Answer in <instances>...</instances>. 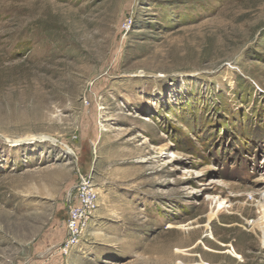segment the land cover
<instances>
[{"label": "rangeland", "instance_id": "374dc122", "mask_svg": "<svg viewBox=\"0 0 264 264\" xmlns=\"http://www.w3.org/2000/svg\"><path fill=\"white\" fill-rule=\"evenodd\" d=\"M0 264H264V0H0Z\"/></svg>", "mask_w": 264, "mask_h": 264}, {"label": "built area", "instance_id": "2783aa9c", "mask_svg": "<svg viewBox=\"0 0 264 264\" xmlns=\"http://www.w3.org/2000/svg\"><path fill=\"white\" fill-rule=\"evenodd\" d=\"M100 190L91 174L78 172L76 184L69 191L66 239L59 245L62 255H69L83 240L100 207Z\"/></svg>", "mask_w": 264, "mask_h": 264}]
</instances>
